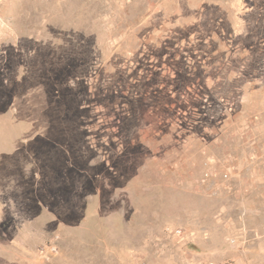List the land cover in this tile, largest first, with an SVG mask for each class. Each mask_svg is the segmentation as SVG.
I'll list each match as a JSON object with an SVG mask.
<instances>
[{"label": "rangeland", "instance_id": "374dc122", "mask_svg": "<svg viewBox=\"0 0 264 264\" xmlns=\"http://www.w3.org/2000/svg\"><path fill=\"white\" fill-rule=\"evenodd\" d=\"M0 264H264V0H0Z\"/></svg>", "mask_w": 264, "mask_h": 264}, {"label": "built area", "instance_id": "2783aa9c", "mask_svg": "<svg viewBox=\"0 0 264 264\" xmlns=\"http://www.w3.org/2000/svg\"><path fill=\"white\" fill-rule=\"evenodd\" d=\"M176 234L177 235H180V232H176ZM232 245H235V243H236V240L235 239H233V240H231V242H230ZM53 251H55V250H53Z\"/></svg>", "mask_w": 264, "mask_h": 264}]
</instances>
